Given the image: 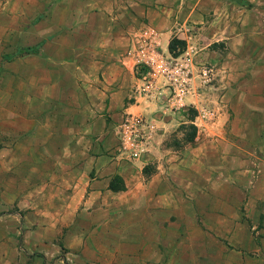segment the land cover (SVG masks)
I'll return each mask as SVG.
<instances>
[{"label":"crops","instance_id":"crops-1","mask_svg":"<svg viewBox=\"0 0 264 264\" xmlns=\"http://www.w3.org/2000/svg\"><path fill=\"white\" fill-rule=\"evenodd\" d=\"M28 1L38 22L15 50L37 47L26 54L42 72L36 82L52 83L67 105L55 225L70 234L78 210L94 213L92 230L101 244H120V264H264V108L253 103L264 98V0H35L36 11ZM143 26L167 55L174 31L191 35L197 59L214 65L211 85L185 107L171 110L165 89L155 101L134 92L129 50ZM200 105L213 121L193 123ZM127 113L153 125L135 159L114 153ZM29 259L0 255V264Z\"/></svg>","mask_w":264,"mask_h":264},{"label":"rangeland","instance_id":"rangeland-1","mask_svg":"<svg viewBox=\"0 0 264 264\" xmlns=\"http://www.w3.org/2000/svg\"><path fill=\"white\" fill-rule=\"evenodd\" d=\"M24 2L0 0V255H26L27 264H58L60 260L62 264H120L119 258L114 260L120 255V244H101L92 230L94 213L78 210L70 234L68 227L55 225L63 214L56 208L62 172L59 160L67 150L62 152L58 145L65 127L60 108L67 105L56 98L59 92L52 83L36 82L38 72L42 74L36 58L15 53L22 33L38 22L28 18ZM30 2L36 11V1ZM251 54L245 52L243 57ZM260 72L264 79V69ZM236 102L242 107L246 103L244 99ZM253 103L264 108V98ZM187 112L192 117V111ZM186 125L185 138L191 140L193 127ZM114 147L109 151L120 155ZM77 155L83 154L77 151ZM83 166L78 164L80 182L85 179Z\"/></svg>","mask_w":264,"mask_h":264},{"label":"built area","instance_id":"built-area-1","mask_svg":"<svg viewBox=\"0 0 264 264\" xmlns=\"http://www.w3.org/2000/svg\"><path fill=\"white\" fill-rule=\"evenodd\" d=\"M173 37L180 38L179 32L174 31ZM186 38L185 47L177 55H167L160 49V36L156 30L148 26L134 30L129 54L137 78L135 93L155 101L165 89L167 101L174 110L186 106L184 98L188 94H200L201 89L211 85L215 75L214 65L198 60L192 36ZM194 111L193 123L196 125L213 121L216 117L215 111L205 105L195 107ZM151 128L152 123L142 115H124L116 125L120 154L129 159L139 157L148 137L147 131Z\"/></svg>","mask_w":264,"mask_h":264},{"label":"trees","instance_id":"trees-1","mask_svg":"<svg viewBox=\"0 0 264 264\" xmlns=\"http://www.w3.org/2000/svg\"><path fill=\"white\" fill-rule=\"evenodd\" d=\"M185 44L186 42L184 39L173 37L169 42L168 50L172 55H177L185 47ZM37 50V47H24L17 49L15 53L18 55H24L28 53H36Z\"/></svg>","mask_w":264,"mask_h":264}]
</instances>
